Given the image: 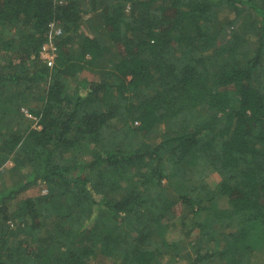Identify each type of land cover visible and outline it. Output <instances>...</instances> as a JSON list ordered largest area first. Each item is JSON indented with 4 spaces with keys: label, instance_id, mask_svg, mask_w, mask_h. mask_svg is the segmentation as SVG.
Masks as SVG:
<instances>
[{
    "label": "trees",
    "instance_id": "trees-1",
    "mask_svg": "<svg viewBox=\"0 0 264 264\" xmlns=\"http://www.w3.org/2000/svg\"><path fill=\"white\" fill-rule=\"evenodd\" d=\"M1 176L0 264H264V0H0Z\"/></svg>",
    "mask_w": 264,
    "mask_h": 264
},
{
    "label": "rangeland",
    "instance_id": "rangeland-1",
    "mask_svg": "<svg viewBox=\"0 0 264 264\" xmlns=\"http://www.w3.org/2000/svg\"><path fill=\"white\" fill-rule=\"evenodd\" d=\"M60 1H62V0H60ZM50 34H52V35H55V36H59V35H56L55 34V31L54 30H52L51 28H50ZM51 54V52L49 51V46H48V48L46 49V51H45V55H46V57L45 56H41V58L43 59V60H47L48 58H47V56H49ZM48 61V60H47ZM26 116L28 117V118H30V119H32L33 121H34V123H33V126H37V120H36V118L34 117V116H32V115H29V114H26ZM12 166H14V164H13V162L12 161H9L8 163H7V165H6V168H12ZM3 174H4V177L5 176H7L8 177V179H10L11 181H13L14 182V180H15V182L14 183H18L21 179L23 180L24 178H25V172L24 171H21V170H19V169H17V170H13V168H12V171H4L3 172ZM3 177V178H4ZM0 181H2V176H1V178H0ZM47 192V189H42V193H46ZM35 194L36 193V191L34 190V189H30L29 191H26V192H24V193H22V195H21V199H23V198H25V197H28V195H30V194ZM14 205H16V202L14 203ZM170 238L171 237H176V238H178L179 236H181L182 234L180 233V232H177V231H175V232H170ZM264 260V252H260V253H258V254H256V256H255V259H254V261H256V262H258V261H263ZM96 262H98L97 260H96ZM102 263V262H101ZM103 264H109V262L108 261H106V262H103Z\"/></svg>",
    "mask_w": 264,
    "mask_h": 264
},
{
    "label": "built area",
    "instance_id": "built-area-1",
    "mask_svg": "<svg viewBox=\"0 0 264 264\" xmlns=\"http://www.w3.org/2000/svg\"><path fill=\"white\" fill-rule=\"evenodd\" d=\"M50 28L52 29V30H54L55 31V34L56 35H59V34H61L62 33V29L60 28V27H58V26H56V24H54V23H51L50 24ZM52 36V37H51ZM54 39H53V35L52 34H50V39H49V41H48V43H46L44 46H43V51H42V53H41V56L43 57V56H45L46 57V55H45V51H46V49L48 48V46H49V51L51 52V54L49 55V56H47V60H48V62H50V63H53L54 62V60H55V57H56V47H55V44H54ZM25 112H26V114H29V112L27 111V110H25ZM30 115V114H29Z\"/></svg>",
    "mask_w": 264,
    "mask_h": 264
},
{
    "label": "clouds",
    "instance_id": "clouds-1",
    "mask_svg": "<svg viewBox=\"0 0 264 264\" xmlns=\"http://www.w3.org/2000/svg\"><path fill=\"white\" fill-rule=\"evenodd\" d=\"M53 23V22H52Z\"/></svg>",
    "mask_w": 264,
    "mask_h": 264
}]
</instances>
